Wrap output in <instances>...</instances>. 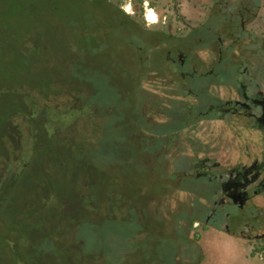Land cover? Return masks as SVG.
Instances as JSON below:
<instances>
[{
	"label": "flooded vegetation",
	"instance_id": "af4514ba",
	"mask_svg": "<svg viewBox=\"0 0 264 264\" xmlns=\"http://www.w3.org/2000/svg\"><path fill=\"white\" fill-rule=\"evenodd\" d=\"M185 2L187 17L178 0H149L151 28L141 16L138 63L157 65L136 81L152 96L132 127L155 152L144 150L137 172L131 159L125 173L103 167L135 188L106 204L129 228L122 260L98 264H220L210 263V234L242 246L219 252L225 264H264V0Z\"/></svg>",
	"mask_w": 264,
	"mask_h": 264
},
{
	"label": "trees",
	"instance_id": "16d2710c",
	"mask_svg": "<svg viewBox=\"0 0 264 264\" xmlns=\"http://www.w3.org/2000/svg\"><path fill=\"white\" fill-rule=\"evenodd\" d=\"M0 6V208L8 204L33 158L46 157L41 164L43 180L32 178L31 193L18 198L22 219L37 221L31 228L18 225L9 233L4 220L0 244L10 264H44L41 254H50L62 237L82 244L77 231L74 234L82 208L63 214L69 224L64 233L60 222L49 221V214L62 213L64 199L61 202L55 193L60 177L52 178L56 162L48 156L54 152V157H61L57 149L65 147L105 174L107 162L101 160L112 154L123 164L131 159L129 169L137 172L144 150L145 155H152L155 148L139 147L132 123L126 125L127 130L122 125L128 115L138 124L134 114L142 97L148 99L152 93L136 81L157 64L138 63V47L147 42L140 24L122 10L120 1L2 0ZM12 14L26 23L17 22V33L4 36L12 31L8 22ZM29 64L38 65L33 70ZM71 186L82 187L73 182ZM79 192L76 205L81 206L89 198ZM76 251L77 256L67 252L64 258L57 253L47 260L49 264H76L82 259L88 264L92 252Z\"/></svg>",
	"mask_w": 264,
	"mask_h": 264
},
{
	"label": "rangeland",
	"instance_id": "374dc122",
	"mask_svg": "<svg viewBox=\"0 0 264 264\" xmlns=\"http://www.w3.org/2000/svg\"><path fill=\"white\" fill-rule=\"evenodd\" d=\"M2 0H0L1 2ZM114 2H119L121 8L122 6L126 5L127 0H113ZM180 3L178 5V10L181 12L184 16H188L186 12L188 11L187 2L185 0H178ZM16 2V1H15ZM16 4V3H15ZM145 4V3H143ZM141 4L138 2V0H132V12L129 14L131 16V19L134 20L136 23H140L142 13H145V9H141ZM144 6V5H143ZM1 8V6H0ZM123 10V9H122ZM125 12V11H124ZM2 16V15H0ZM17 14H12L10 17V20H8L9 24L13 25L12 31H7L4 36H11L12 34H16L17 31L15 29V26L18 24L17 22H23L26 23V19L24 20H17ZM2 18L0 17V23H2ZM19 22V23H20ZM17 27V26H16ZM18 28V27H17ZM1 37V34H0ZM2 65V64H0ZM33 70L37 67L38 64H29ZM57 65V64H54ZM154 85V84H153ZM151 82L144 83V86L147 88H150L153 86ZM129 115L126 117L125 126L122 125V130H127L129 127L126 125L133 124L134 122L129 120ZM128 121V123H127ZM51 125V123H48L47 126ZM127 128V129H126ZM57 152L60 153L61 157H54V152L49 155L50 161H55L56 163L53 165L51 170L52 178L57 176L60 177V180L58 178V183L56 187L55 193L60 196L59 200L62 202V199H64L63 208L60 210L62 211L61 214H49V221L59 223L61 224L60 232L64 233L67 229V224L65 221H63L64 216L68 212H74L77 211V208L80 209V214L83 215L78 218V227L77 230H75L74 234L77 231V234L82 238V244L78 242H75L76 239L70 240V237H62L60 241L57 240V242L53 246V251L50 254H59L61 256H67V252L70 254L73 252L75 255L78 253L79 248L82 249V251H90L92 252V260L96 261V264H98L100 261L105 262L108 260L114 261L118 257L122 260L121 253L122 248L124 245L127 244V241L125 240V236L129 233L128 226L125 223L120 222V217L118 213H115V206L113 205V214L110 212H107L108 208L106 204H111V199L114 202V204L121 203L125 200V194L127 198L128 190L130 191V194L133 195L134 193V186H124L123 184H115V182H112L111 179H108V175L100 173L99 171L90 168L85 161L83 162L81 160V155H78L75 153V155H72L73 152L68 151L65 147H61L57 149ZM74 156L75 158H73ZM71 157V158H68ZM80 157V158H78ZM46 157L43 155L35 156L32 160V165L27 171V174H25V177H23V180L19 182V185L17 184L18 188L14 189L13 192H11L10 200L7 205H4L0 208V223H2L4 220L8 222L9 226V233L11 229L16 228V226H21L23 228H31L32 224L37 221L35 219L34 221L32 219L25 220L22 219V216L20 213V207L18 198H21L23 200L25 197H27L28 194L31 193V181L32 178L35 180H43L42 177H40V174H43L42 172V165L43 161ZM65 159V162H58L60 159ZM75 159H79L75 160ZM46 161V160H45ZM101 161L109 163L110 161L115 164L117 169H119V172L121 173L123 171L122 167L125 165L116 159H114L112 154H108V156L104 157ZM119 162V163H118ZM42 164V165H41ZM112 171V170H111ZM88 172V173H87ZM87 173V174H86ZM118 175V173H115ZM27 179L28 182H24V180ZM79 183L81 187L80 190H76V188H73L71 186V183ZM108 184H110L108 186ZM107 191L108 195H101V192ZM79 192L80 195H86L88 196L89 200L88 202H83L81 206L76 205V194ZM40 194L42 192H39ZM108 198V201H104ZM20 200V201H21ZM58 204H61L60 202H57ZM91 203V204H90ZM105 203V205H104ZM98 204V205H96ZM103 204V205H102ZM65 214V215H63ZM20 216V217H18ZM3 225V223H2ZM66 229L64 230V228ZM12 230L11 232H13ZM32 232V230H31ZM73 233V231L71 232ZM36 233L32 232L31 235L34 236ZM136 237V236H135ZM2 234L0 233V243H2ZM225 239H220L218 236L214 234L207 235L204 239V242L206 243L205 246L207 247L208 255L210 257V263L214 262L215 260L220 262V264H225L224 260L225 258L218 259V256H220L219 252L222 250H225L227 252H235L236 250L242 248L240 243L238 242H229L227 244H223L224 242L220 241ZM66 247V250L64 249ZM65 252V253H64ZM182 252H184L182 250ZM120 253V254H119ZM49 253L45 252L41 254L40 259H47L48 256H50ZM51 256V257H53ZM77 256V254H76ZM44 257V258H42ZM234 257V256H233ZM10 258H8L7 252L3 251L2 245L0 244V264H10ZM103 259V260H102ZM230 257L228 258V260ZM82 260V259H81ZM80 262L76 264H87L85 262ZM120 260L119 264H122V261ZM112 261V262H113ZM251 263V262H250ZM75 264V263H74Z\"/></svg>",
	"mask_w": 264,
	"mask_h": 264
},
{
	"label": "clouds",
	"instance_id": "9594fccd",
	"mask_svg": "<svg viewBox=\"0 0 264 264\" xmlns=\"http://www.w3.org/2000/svg\"><path fill=\"white\" fill-rule=\"evenodd\" d=\"M123 11L126 14L132 12V0H127L126 5L122 6ZM159 20L156 9L149 7V0H145V23L146 27L151 28L153 24L157 23Z\"/></svg>",
	"mask_w": 264,
	"mask_h": 264
}]
</instances>
